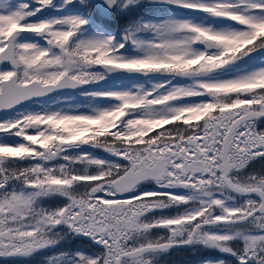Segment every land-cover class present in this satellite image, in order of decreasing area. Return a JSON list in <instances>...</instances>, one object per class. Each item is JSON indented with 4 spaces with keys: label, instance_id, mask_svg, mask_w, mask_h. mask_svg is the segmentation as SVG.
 Instances as JSON below:
<instances>
[{
    "label": "snow or ice",
    "instance_id": "snow-or-ice-1",
    "mask_svg": "<svg viewBox=\"0 0 264 264\" xmlns=\"http://www.w3.org/2000/svg\"><path fill=\"white\" fill-rule=\"evenodd\" d=\"M185 249L264 264V0H0V258Z\"/></svg>",
    "mask_w": 264,
    "mask_h": 264
}]
</instances>
